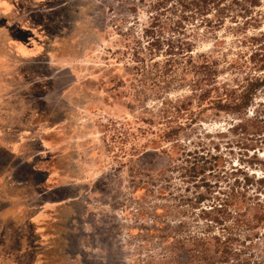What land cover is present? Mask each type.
<instances>
[{
    "label": "rangeland",
    "instance_id": "rangeland-1",
    "mask_svg": "<svg viewBox=\"0 0 264 264\" xmlns=\"http://www.w3.org/2000/svg\"><path fill=\"white\" fill-rule=\"evenodd\" d=\"M149 5L0 0V264H159L130 174L166 163L153 154L167 145L141 123L156 97L190 92L179 87L183 65L165 78L162 56L135 59ZM245 6L232 4L218 30L192 26L193 55L227 72L247 54L244 37L264 33V0Z\"/></svg>",
    "mask_w": 264,
    "mask_h": 264
},
{
    "label": "trees",
    "instance_id": "trees-1",
    "mask_svg": "<svg viewBox=\"0 0 264 264\" xmlns=\"http://www.w3.org/2000/svg\"><path fill=\"white\" fill-rule=\"evenodd\" d=\"M230 1L150 0L145 45L138 41L134 52L138 62L145 53L150 61L162 56L165 78L183 65L179 87L190 92L156 97L161 106L141 123L153 145H167L153 154L166 163L130 174L135 216L146 219L140 233L147 231L159 248V264H264V33L244 37L249 52L227 72L214 56L193 55L197 28L215 22L218 30L232 4L245 13V5H259ZM222 73L231 77L221 81Z\"/></svg>",
    "mask_w": 264,
    "mask_h": 264
},
{
    "label": "crops",
    "instance_id": "crops-1",
    "mask_svg": "<svg viewBox=\"0 0 264 264\" xmlns=\"http://www.w3.org/2000/svg\"><path fill=\"white\" fill-rule=\"evenodd\" d=\"M37 170V169H36Z\"/></svg>",
    "mask_w": 264,
    "mask_h": 264
}]
</instances>
